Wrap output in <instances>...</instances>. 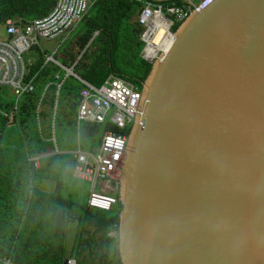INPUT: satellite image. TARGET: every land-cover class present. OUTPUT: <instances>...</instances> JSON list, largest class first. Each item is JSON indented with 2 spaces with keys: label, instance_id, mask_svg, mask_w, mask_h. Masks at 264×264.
<instances>
[{
  "label": "water",
  "instance_id": "95a60500",
  "mask_svg": "<svg viewBox=\"0 0 264 264\" xmlns=\"http://www.w3.org/2000/svg\"><path fill=\"white\" fill-rule=\"evenodd\" d=\"M174 36L129 133L121 263L264 264V0H216Z\"/></svg>",
  "mask_w": 264,
  "mask_h": 264
},
{
  "label": "trees",
  "instance_id": "16d2710c",
  "mask_svg": "<svg viewBox=\"0 0 264 264\" xmlns=\"http://www.w3.org/2000/svg\"><path fill=\"white\" fill-rule=\"evenodd\" d=\"M92 4L79 27L59 50L58 58L87 81L101 85L115 74L136 85L142 91L152 64L141 57L143 28L135 21L140 4L133 0H91ZM56 0H0V30L8 20L23 26L28 21L47 16ZM22 24V25H21ZM181 23L176 24V32ZM95 32L98 35L90 43ZM78 52L75 54L73 39ZM38 60L29 65L28 80L34 82V92L26 93L15 107V97L7 88L0 87V260L14 264H65L74 258L77 264H122L118 250L120 202L112 211L89 208L76 199L85 183L76 177L73 154L49 155L35 169L29 157L52 153L48 130L54 102L55 83L59 68L44 66L39 47ZM46 86L47 94L41 112L44 139L36 120V110ZM81 86L73 78L65 79L60 90L62 111L56 122V139L60 151L76 147V121ZM108 124L84 123L80 129L81 147L87 149L106 130ZM131 128L127 131L130 133ZM43 178L62 183L60 194L40 190ZM115 182L109 181L98 191L119 199ZM69 220V222H68ZM71 223V224H70ZM70 224V227H69ZM116 226V227H115Z\"/></svg>",
  "mask_w": 264,
  "mask_h": 264
},
{
  "label": "built area",
  "instance_id": "2783aa9c",
  "mask_svg": "<svg viewBox=\"0 0 264 264\" xmlns=\"http://www.w3.org/2000/svg\"><path fill=\"white\" fill-rule=\"evenodd\" d=\"M133 1L139 3L141 7L136 17V22L144 29L141 35L144 44L141 57L152 64L162 60L172 48L175 41L174 26L182 23L193 11H203L216 0ZM91 4V0H56L54 8L47 16L28 21L25 27H18L13 20L7 21V38H0V87L9 89L14 95L15 111L23 95L35 90L34 82L28 80L29 64L26 55L33 47H40L41 41L66 39L84 20ZM97 35L98 32H95L94 37ZM56 53L54 50L50 54H44V66L53 64L65 73L64 78L55 83L57 89L49 128V141L53 144L54 150L49 154L29 157V161L38 169L41 160L49 155L73 154L76 159L74 168L76 177L91 184L88 207L105 212L111 211L119 199L103 194L98 189L111 180L115 182L117 189L119 187L129 138L127 131L143 109L141 91L132 82L115 74L110 75L101 85H95L74 71L77 62L67 67L56 59ZM68 77H73L81 85L76 114L78 145L75 150L60 151L56 140V119L60 90ZM56 79H60V74L56 75ZM48 87H45L36 110L41 136L44 132L41 112ZM0 113L8 117L7 113L2 111ZM84 123L108 124L112 128L98 135L97 138H100L98 148L95 149L93 144L88 149H82L80 146V128ZM2 264L14 263L11 260H4ZM66 264H77V261L69 258Z\"/></svg>",
  "mask_w": 264,
  "mask_h": 264
},
{
  "label": "rangeland",
  "instance_id": "374dc122",
  "mask_svg": "<svg viewBox=\"0 0 264 264\" xmlns=\"http://www.w3.org/2000/svg\"><path fill=\"white\" fill-rule=\"evenodd\" d=\"M80 29L81 28L79 26L77 28H75L74 29V34L78 33L80 31ZM0 37H7V32H6V28L5 27L1 28ZM57 44H58V41H52V42L41 41L40 42V47L44 48V49H47V48L53 49ZM143 46L144 45L141 46V52L143 51ZM72 48H73V50H74V52L76 54L78 52V48L75 45V41H73ZM35 54L37 56L36 52H35ZM92 144H93V147L95 149L98 148L99 145H100V138L95 139V141ZM80 186H81L82 190L80 192V196H78L76 199L78 200L79 203L83 204V203H86L88 201V199H89V196L91 194V185L88 182L85 181V183L81 184ZM118 189H119V187H118ZM118 213L119 212L115 210V211H112L111 215L115 216V215H118ZM114 233L116 234V232L113 231L111 236L114 237Z\"/></svg>",
  "mask_w": 264,
  "mask_h": 264
},
{
  "label": "crops",
  "instance_id": "0c3cea01",
  "mask_svg": "<svg viewBox=\"0 0 264 264\" xmlns=\"http://www.w3.org/2000/svg\"><path fill=\"white\" fill-rule=\"evenodd\" d=\"M135 21H136V18H135ZM74 34V31L73 32H71L67 37H66V39H64V40H58V44L53 48V49H49V48H47V49H44V48H41V47H39L41 50H42V52H43V57H44V54H50V53H52L54 50H56L57 51V53H56V59L60 62V63H62L61 61H60V59L58 58V54H59V50H60V48L62 47V45L66 42V41H68L69 39H70V37L72 36ZM76 34V33H75ZM96 37V36H95ZM95 37L93 36L92 37V39L90 40V43L95 39ZM0 38H7V37H0ZM76 39L74 38L73 39V41H75ZM76 42V41H75ZM76 45V44H75ZM35 52L36 51H32V52H30V53H28L27 55H26V59H27V61H28V64L29 65H32V63H35L36 62V60H38V58H39V56H38V53H37V56H36V54H35ZM63 64V63H62ZM50 65H53V64H50ZM53 66H55V65H53ZM57 67V66H56ZM64 72L61 70V69H59V73L58 74H60V75H62ZM77 81V80H76ZM78 82V81H77ZM79 83V82H78ZM80 84V83H79ZM56 86V85H55ZM81 86V85H80ZM57 89V88H56ZM45 90V89H44ZM11 92V91H10ZM44 92V91H43ZM11 94H12V92H11ZM47 94V93H46ZM42 95H43V93H42ZM46 96V95H45ZM42 97V96H41ZM45 99V98H44ZM54 105V104H53ZM43 108H44V106H43ZM52 108H53V106H52ZM52 108L50 109V111H51V115H52ZM62 111V107H61V105H60V97H59V108H58V115L60 114V112ZM77 114V113H76ZM58 115H57V118H58ZM50 119H51V116H50ZM75 121H76V116H75ZM56 122H57V119H56ZM81 129V128H80ZM76 130H77V125H76ZM40 134V133H39ZM48 134H49V139H50V132H49V130H48ZM44 135H45V133L43 132V136H41V138H43L44 139ZM48 139V140H49ZM57 140V139H56ZM50 142V141H49ZM77 137H76V147H75V149L77 148ZM92 145V144H91ZM57 146H58V144H57ZM80 146H81V140H80ZM90 147V146H89ZM88 147V148H89ZM53 148H54V146H53ZM87 148V149H88ZM75 149H73V150H75ZM83 149V148H82ZM67 151H72V150H67ZM68 154V153H67ZM79 179V178H78ZM81 180V179H80ZM82 181H84V180H82ZM90 184V183H89ZM91 185V184H90ZM105 186H106V184H105ZM105 186H103V187H105ZM102 187V188H103ZM116 188V187H115ZM117 189V188H116ZM69 222V221H68ZM71 224V223H70ZM70 224H69V227H70ZM113 231H116V236L115 237H113V236H111V237H113V238H116L117 236H118V231L117 230H113ZM112 231V232H113ZM111 232V233H112ZM111 233L109 234V235H111Z\"/></svg>",
  "mask_w": 264,
  "mask_h": 264
}]
</instances>
